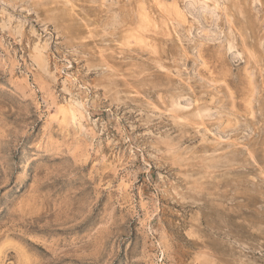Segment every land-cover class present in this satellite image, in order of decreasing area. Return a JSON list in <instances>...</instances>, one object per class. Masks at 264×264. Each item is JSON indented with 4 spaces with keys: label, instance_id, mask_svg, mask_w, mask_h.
Wrapping results in <instances>:
<instances>
[{
    "label": "rangeland",
    "instance_id": "obj_1",
    "mask_svg": "<svg viewBox=\"0 0 264 264\" xmlns=\"http://www.w3.org/2000/svg\"><path fill=\"white\" fill-rule=\"evenodd\" d=\"M185 1L0 0V264H264V0Z\"/></svg>",
    "mask_w": 264,
    "mask_h": 264
},
{
    "label": "bare ground",
    "instance_id": "obj_2",
    "mask_svg": "<svg viewBox=\"0 0 264 264\" xmlns=\"http://www.w3.org/2000/svg\"><path fill=\"white\" fill-rule=\"evenodd\" d=\"M55 1H56V0H55ZM67 1H69V0H67ZM132 1H133V0H132ZM154 1H156V0H154ZM187 1H188V0H187ZM187 1H185V3H189V4H188V5H189V8L187 7V6H188L187 4H186V8H188V10H191L190 12L193 11L194 13L197 12V11H196L197 8H196L194 5H195V4H196L197 6L200 5V4L198 5L196 2H199V1H201V3L204 2V1H202V0H199V1H198V0L196 1V0H195L196 2L193 0V3H194V5H193L192 2H191V0L188 1V2H187ZM208 1H210V2L212 3V5H211L210 3H207V0H206V3H207L208 5L210 4L209 8H210L211 6H212L211 8H213V4H214V2L216 3V1H214V0H212V1H214V2H212L211 0H208ZM222 1H224V0H222ZM222 1L220 2L221 4H222ZM226 1H228V0H226ZM237 1H238V2H237L238 4H240L241 2L243 3L242 8L244 7V8H246L245 11H248V14H247V17L249 18V21H248V22H252V20H253V19H252V16H251V14H252L251 11H252V10L249 9L250 7L248 8V6L250 5V4H249V0H237ZM113 2H117V0H115V1L113 0ZM135 2H136V0H135ZM135 2H134V3H135ZM157 2H158V0H157ZM224 2H225V1H224ZM232 2H233V1H232ZM239 2H240V3H239ZM251 2H253V0H251ZM117 3H118V2H117ZM126 3H127V2H126ZM131 3H132V2H131ZM155 3H156V2H155ZM158 3H159V2H158ZM190 3H191V4H190ZM206 3H204V4H206ZM217 3H219V2L217 1ZM228 3H229V1H228ZM118 4H120V3H118ZM122 4H124V2H123ZM153 4H154V3H153ZM153 4H151V5H153ZM159 4H160V3H159ZM207 4H206V5H207ZM221 4H219V5H221ZM232 4H233V3H232ZM235 4H236V3H235ZM125 5L127 6V4H125ZM132 5H133V4H132ZM202 5H203V4H201L200 6H202ZM208 5H207V6H208ZM219 5H217V6L214 5V6H215V7H214L215 10L217 9V7H218ZM223 5H224V4H223ZM223 5H222V6H223ZM230 5H231V4H230ZM51 6H52V5H51ZM118 6H119V5H118ZM126 6H125V7H126ZM128 6H129V5H128ZM200 6H199V7H200ZM203 6H205V5H203ZM250 6H251V5H250ZM41 7H43V6H41ZM61 7H62V6H61ZM66 7H67V6H66ZM132 7H133V6H132ZM136 7H137V6H136ZM156 7H158V6L156 5ZM219 7H221V6H219ZM219 7H218V9H219ZM234 7H235V6H234ZM118 8H119V7H118ZM204 8H205V7H204ZM204 8L202 7V10H204ZM206 8H208V7H206ZM214 8L212 9L213 11H214ZM222 8H223V7H222ZM222 8H221V9H222ZM224 8H225V6H224ZM251 8H252V7H251ZM56 9H57V8H56ZM56 9L52 7V8L49 10V11L52 10L51 13H49V15H50V18L53 19V20H54V18H55V19L58 18V15H59V13L55 12ZM115 9H116V8H115ZM122 9H123V7H122ZM126 9H127V8H126ZM131 9H132V8H131ZM231 9H232V8H231ZM234 9H235V8H234ZM60 10H61V9H60ZM110 10H111V9H110ZM119 10H120V9H119ZM197 10H198V9H197ZM200 10H201V9H200ZM200 10H198V11H200ZM223 10H224V9H223ZM223 10H222V11H223ZM225 10H226V9H225ZM107 11H108V10H107ZM122 11H123V10H122ZM127 11H129V9H127ZM132 11H133V9H132ZM219 11H220V10H219ZM234 11H235V10H234ZM44 12H46V11H44ZM52 12H53V13H52ZM77 12H78V11H77ZM220 12H221V11H220ZM71 13H72V12H71ZM78 13H79V12H78ZM119 13H120V12H119ZM121 13H124V12H121ZM223 13H225V12H223ZM43 14H44V13H43ZM63 14H64V13H63ZM109 14H110V13H109ZM113 14H114V13H113ZM126 14H129V13L126 12ZM130 14H132V13H130ZM196 14H197V13H196ZM196 14H195V15H196ZM234 14H235V13H234ZM72 15H73V14H72ZM199 15H200V14H199ZM199 15H198V16H199ZM253 15H254V14H253ZM60 16H61V15H60ZM121 16H122V15H121ZM127 16H128V15H127ZM130 16H131V15H130ZM229 16H230V15H229ZM229 16H227V17H229ZM244 16H245V15H244ZM249 16H250V17H249ZM62 17H63V16H62ZM230 17H231V16H230ZM223 18L225 19V17H223ZM248 18H247V20H248ZM170 19H171V18H170ZM224 19H223V20H224ZM121 20H123V19L121 18ZM117 21H119V19H117ZM123 21H124V20H123ZM173 21H174V20H173ZM224 21H225V20H224ZM226 21H227V20H226ZM228 21H229V20H228ZM228 21H227V22H228ZM230 21H231V20H230ZM230 21H229V22H230ZM64 22H65V21H64ZM76 22H77V21H76ZM79 22H81V21H79ZM85 22H87V21L85 20ZM231 22H232V21H231ZM59 23H60V22H59ZM107 23H108V22H107ZM172 23H173V22H172ZM233 23H234V22H232L230 26H232ZM245 23H246V22H245ZM176 24H177V23H176ZM236 24H237V23H236ZM251 24H252V23H251ZM251 24H250V25H251ZM254 24H255V22H254ZM86 25H87V24H85V26H86ZM106 25H107V24H106ZM169 25H170V24H169ZM213 25H214V24H213ZM228 25H229V24H228ZM245 25H246V24H245ZM248 25H249V24H248ZM252 25H253V24H252ZM175 26H176V25H175ZM215 26H216V25H215ZM234 26L236 27L235 23H234ZM234 26H232V28H234ZM177 27H178V26H177ZM217 27H218V26H217ZM237 27L239 28V26H237ZM249 27H251V26H249ZM78 28H79V27H78ZM90 28H91V27H90ZM238 28H237V29H238ZM242 28H243V27H242ZM244 28H245V26H244ZM244 28H243V30H244ZM246 28H247V26H246ZM252 28H253V27H252ZM81 29H82V28H81ZM87 29H88V28H87ZM116 29H117V28H116ZM174 29H175V28H174ZM229 29H231V28H229ZM248 29H249V28H248ZM83 30H84V29H83ZM172 30H173V29H172ZM172 30H171V31H172ZM231 30H232V29H231ZM231 30H230V31H231ZM241 30H242V29H241ZM243 30H242V31H243ZM249 30H250V29H249ZM251 30H252V29H251ZM87 31H88V30H87ZM117 31H118V30H117ZM178 31H180V30H178ZM230 31H228V32H229V34H228L229 36H230V34L233 32V30H232V32H230ZM234 31H235V34H236V30H234ZM252 31H253V30H252ZM101 32H102V31H101ZM104 32H105V31H104ZM221 32H223V31H221ZM90 33H91V31H90ZM98 33H99V32H98ZM188 33H189V32H188ZM233 33H234V32H233ZM238 33H240V31H239ZM258 33H259V32H258ZM110 34H111V33H110ZM115 34H116V33H115ZM172 34H173V33H172ZM175 34H178V33H175ZM240 34H242V33H240ZM244 34H245V33H244ZM105 35H106V34H105ZM219 35H220V34H219ZM219 35H218V36H219ZM221 35H222V33H221ZM221 35H220V36H221ZM250 35H251V34H250ZM256 35H257V34H256ZM78 36H81V35L78 34ZM88 36H89V35H88ZM244 36H246V35H244ZM257 36H258V35H257ZM81 37H82V36H81ZM95 37H96V36H95ZM95 37H94V38H95ZM176 37H177V36H176ZM178 37H180V35H179ZM184 37H185V35H184ZM223 37H224V38H227L228 36H227V35H226V37H225V36H222V38H223ZM250 37H253V36H250ZM255 37H256V36H255ZM96 38H97V37H96ZM174 38H175V37H174ZM241 38H242V36H241ZM245 38H246V37H245ZM177 39H178V38H177ZM254 39H255V38H254ZM256 39H257V38H256ZM256 39H255L254 41H256ZM108 40H110V39H108ZM173 40H174V39H173ZM179 40L181 41V39H179ZM232 40H233V38H232ZM246 40H247V39H246ZM90 41H92V40H90ZM94 41H95V40H94ZM174 41H175V40H174ZM177 41H178V40H177ZM230 41H231V40H230ZM230 41H228V42H230ZM243 41H244V40H243ZM259 41H260V39H259ZM92 42H93V41H92ZM181 42H183V41H181ZM228 42H227V43H228ZM256 42H257V41H256ZM231 43L233 44V43H235V41H233V42H231ZM244 43H246V42H244ZM91 44H92V43H91ZM110 44H112V43H110ZM110 44H109V45H110ZM183 44H186V43H183ZM232 44H231V45H232ZM100 45H102V44H100ZM107 45H108V44H107ZM181 45H182V44H181ZM229 45H230V43H229ZM244 45H246V44H244ZM251 45H252V44H251ZM256 45H258V44H256ZM256 45H255V47H256ZM38 46H39V45H38ZM102 46H103V45H102ZM182 46H183V45H182ZM242 46H243V45H242ZM262 46H263V45H262ZM253 47H254V46H253ZM178 48H179V47H178ZM231 48H235V45H233V47H231ZM247 48L249 49L250 47H247ZM259 48H260V49L262 48V47H261V44H260ZM183 49H186V48H184V46H183ZM250 49H251V48H250ZM252 49H253V48H252ZM255 49H256V48H255ZM257 49H258V47H257ZM98 50H99V49H98ZM161 50H162V49H161ZM253 50H254V49H253ZM95 51H96V50H95ZM252 52L255 53L254 51H251V53H252ZM256 52H257V51H256ZM93 53H94V52H93ZM261 53L264 54L263 50H262ZM94 54H95V53H94ZM256 54H257V53H256ZM259 54H260V53H259ZM250 55H251V54H250ZM253 55H254V54H252V56H253ZM162 56H163V55H162ZM109 57H110V56H109ZM258 57H259V56H258ZM112 58H113V57H112ZM167 58H168V57H167ZM254 58L256 59V55H254ZM158 59H159V58H158ZM255 59H254V61H255ZM263 59H264V58H263ZM156 60H157V59H156ZM257 60H258V59H257ZM259 60H261V58H259ZM259 60H258V61H259ZM261 61H262V60H261ZM116 62H117V61L115 60V63H116ZM118 62H119V61H118ZM259 62H260V61H259ZM259 62H255V63L257 64V63H259ZM263 62H264V61H263ZM115 63H114V64H115ZM120 63H121V62H120ZM94 64L96 65V67H98V68L102 71V73H103V75H104V82L107 83V84H112V83H114V82H113V79H114V77H115L116 75H118V74H121V75H122V71H123V70L121 71L119 68H117L113 63H111V62L109 61L108 57L106 58L105 56L102 55V53H100L99 58L97 59V62H96V63L94 62ZM116 64H117V63H116ZM263 64H264V63H262V66H263ZM259 65H260V63H259ZM93 66H94V65H93ZM120 66H121V64H120ZM165 66H167V64H166ZM172 66H173V65H172ZM121 67H122V66H121ZM121 67H120V68H121ZM123 68H125V67H123ZM258 68H259V70H260V67H259V66H258ZM263 68H264V66H263ZM134 69H136V68H134ZM134 69H133V70H134ZM173 69H174V68H173ZM151 70H152V69H151ZM259 70H258V72H259ZM124 71H125V70H124ZM139 71H140V70H139ZM127 72H128V71H127ZM100 73H101V72H100ZM260 73H261V70H260ZM261 76H262V73H261ZM120 77H124V75H123V76H120ZM126 77H127V76H126ZM139 77H140V76H139ZM170 77H171V76H170ZM140 78H141V77H140ZM135 79H136V78H135ZM69 80H70V79H69ZM71 80H72V79H71ZM99 81H100V80H99ZM261 81H262V80H261ZM261 81H260V82H261ZM73 82H74V81H72V83H73ZM152 83H153V82H152ZM73 84H74V83H73ZM262 85H263V83H262ZM74 87H75V86H74ZM133 89H134V88H133ZM188 101L190 102V100H188ZM178 102H179V101H178ZM180 102H181V101H180ZM189 102H188V103H189ZM176 103H177V102H176ZM178 104H179V103H178ZM178 104H177V105H178ZM175 106H176V105H175ZM180 106L183 107V105H182L181 103H180ZM180 106H179V107H180ZM187 106H189V104H188ZM72 109H73V106H72ZM203 109H204V108H203ZM204 112H205V111H204ZM211 113H212V112H211ZM214 113H215V112H214ZM176 118H177V117H176ZM178 118H180V117L178 116ZM178 118H177V119H178ZM200 118H201V117H200ZM178 120H179V119H178ZM186 120L188 121V119H186ZM201 120H204V119H201ZM207 120H208V119H206V121H207ZM179 121H181V120H179ZM187 121H186V122H187ZM209 121H210V120H209ZM190 123H191V121H190ZM192 123H193V122H192ZM200 123H201V122H200ZM202 123H203V122H202ZM202 123H201V125H200L201 127L205 125V124L202 125ZM193 124H194V123H193ZM196 125H197V123H196ZM210 125H211V124H210ZM200 126H199V127H200ZM205 126H206V125H205ZM207 130H208V129H207ZM209 131H210V130H209ZM211 132H212V131H211ZM211 132H210V133H211ZM202 134H203V133H202ZM212 134H213V133H212ZM225 140H226V139H225ZM249 140H250V139H249ZM230 143H231V142H230ZM238 144H240V143H238ZM251 144H252V143H251ZM243 145H244V144H243ZM244 146H245V145H244ZM244 148H245V147H244ZM246 148L248 149V147H246ZM239 150H240V149H239ZM253 150H254V149H253ZM252 154H253V153H252ZM230 160H234V159H233V158H232V159H226V160L224 159L223 163H224L225 161L228 162V161H230ZM201 171H202L203 175H202L199 179H198V178L196 179V178H193V177H192L191 179H189V180L187 181V184H191V183H192V185H193L194 183H196V182H198V181H202L203 179H205V180H206V179H209V180H210V179H216V177H214L213 170L209 168V166H208L207 163H205V165H203V167L201 168ZM262 173H263V172H262ZM262 173H261V175H264V174H262ZM248 174H249V173H248ZM249 175H250V174H249ZM247 176H248V175H247ZM253 176H254V175H253ZM251 178H252V177H250V179H251ZM232 180H233V179H232ZM245 180H246V179H244V181H245ZM251 180H252V179H251ZM220 181H222V179H221ZM212 182H213V181H212ZM212 182H211V183H212ZM242 182H243V180H242ZM218 183H219V182H217L216 184H217V185H222V184H218ZM204 184H205V183H204ZM231 184H232V183H231ZM252 184H253V183H252ZM196 185H197V186H200V184H198V183H196ZM202 185H203V183H202ZM212 185H213V184H212ZM212 185H211L210 187H207L208 190H209L208 193H209V195H210L212 198H211V197H208V198H205V200H207V203H208V207H209V208L211 207L213 210H215V211H219V210H220V203H219V201H218L216 198H214V197H215V196H216V197L219 196L220 191H219V188H218L217 186H215V185L212 186ZM227 185H228V184H227ZM162 186H163V185H162ZM186 186H187V185H186ZM186 186H185V187H186ZM194 186H195V185H194ZM197 186H196V189H197ZM241 186H242V185H241ZM241 186H240V187H241ZM163 187H164V186H163ZM167 187H168V186H167ZM167 187H164L166 190H165V189H162V190L167 191V190H168ZM169 187H171V186H169ZM172 187H173V186H172ZM201 187H202V186H201ZM201 187H199V189H200ZM243 187H245V186H243ZM173 188H174V187H173ZM203 188H204V187H203ZM221 188H222V187H221ZM224 188H225V186H224ZM227 188H229V187H227ZM230 188H231V187H230ZM236 188H237V187H236ZM236 188H234V189L236 190ZM245 188H246V187H245ZM247 188H248V186H247ZM249 188H250V187H249ZM253 188H254V187H253ZM257 188H258V187H257ZM170 189H171V188H170ZM174 189H175V188H174ZM205 189H206V188H205ZM237 189L240 190V188H237ZM241 189H242V188H241ZM254 189H255V188H254ZM178 190H179V189H178ZM180 190H181V189H180ZM200 190H201V189H200ZM200 190H198V191H200ZM206 190H207V189H206ZM206 190L203 189V191H206ZM224 190H226V189H224ZM235 190H234L233 193H235V192H237V191L239 192V190H237V191H235ZM249 190H251V189H249ZM198 191H195V192H198ZM241 191L243 192V190H241ZM168 192H171V194H172L173 191H172V190H171V191L168 190ZM168 192H167V193H168ZM221 192H222V191H221ZM245 192L247 193V191H245ZM248 192H249V191H248ZM250 192L253 193V190L250 191ZM250 192H249V193H250ZM256 192H257V191H256ZM256 192L253 193V194H256ZM201 193H202V192H201ZM223 193H225V191H224ZM223 193H221V194H223ZM233 193H232V194H233ZM258 193H259V192H258ZM168 194H169V193H168ZM178 194H179V196L181 195V193H178V192H177V196H178ZM203 194H204V192H203ZM228 194H229V191H228L227 195H228ZM242 194H243V193H242ZM253 194H252V195H253ZM169 195H170V194H169ZM172 195H174V194H172ZM204 195H205V194H204ZM243 195H245V193H244ZM243 195H242V196H243ZM257 195H259V194H257ZM206 196H208V195H205V197H206ZM225 196H226V195L223 196V199L225 198ZM236 196H237V195H236ZM245 196H246V195H245ZM173 197H174V196H173ZM180 197H181V196H180ZM227 197H228V196H227ZM181 198H182V197H181ZM228 198H229V197H228ZM235 198H236V197H235ZM258 198H259V197H258ZM175 199H176V198H175ZM177 199H178V198H177ZM225 199H226V198H225ZM233 199H234V198H233ZM236 199L238 200V198H236ZM240 199H241V198H240ZM208 200H209V201H208ZM231 200H232V198H231ZM223 201H224V200H223ZM232 201H233V200H232ZM242 201H244V200H242ZM245 201H246V200H245ZM245 201H244V203H246ZM224 202H225V201H224ZM224 202H223V204H224ZM235 202H236V201H235ZM202 203H203V202H202ZM233 203H234V202H233ZM233 203H232V205H235V204H236V203H235V204H233ZM197 204H198V203H197ZM240 204H242V202H241ZM248 204H249V203H248ZM224 205H225V204H224ZM226 205H227V203H226ZM226 205H225V206H226ZM238 205H239V204H238ZM238 205H237V206H238ZM253 205H254V204H253ZM255 205H256V204H255ZM255 205H254V206H255ZM198 206H199V205H198ZM202 206H203V205H202ZM227 206H228V205H227ZM242 206H243V205H242ZM254 206H253V208L256 207V206H255V207H254ZM199 207H200V206H199ZM230 207H232V206H230ZM234 207H235V206H234ZM238 207H239V206H238ZM238 207H235V208H238ZM246 207H247V205L245 206V208H246ZM251 207H252V205H251ZM197 208H198V207H197ZM227 208H228V207H227ZM227 208H226V209H227ZM243 208H244V206H243ZM245 208H244V209H245ZM247 208H249V207H247ZM247 208H246V209H247ZM256 208H257V207H256ZM256 208H255V209H256ZM221 209H222V208H221ZM231 209H232V208H231ZM250 209H251V208H250ZM260 209H261V208H260ZM234 210H235V209H234ZM234 210L232 209V211H234ZM236 210H238V209H236ZM224 211H226V210L224 209ZM252 211H253V209H252ZM229 212H230V211H229ZM234 212H235V211H234ZM241 212H242V211H241ZM253 212H254V211H253ZM262 212H263V209H262ZM198 213H199V209H198ZM226 213H227V211H226ZM232 213H233V212H232ZM200 214H201V212H200ZM234 214L236 215L237 213L235 212ZM244 214H245V213H244ZM244 214H242V215H244ZM248 214H249V213H248ZM248 214H246V215H248ZM209 215H210V214H209ZM216 215H217V213H216ZM219 215H221V214H218V216H219ZM242 215H241V216H242ZM249 215H251V213H250ZM221 216H224V215H221ZM229 216H230V215H229ZM236 216H238V215H236ZM209 217H210V216H209ZM219 217H220V216H219ZM249 217H250V216H249ZM210 218H212V216H211ZM241 218H242V217H241ZM250 218H251V217H250ZM250 218H248V219H250ZM205 219H206V218H205ZM213 219H214V218H213ZM215 219H216V218H215ZM219 219H220L219 221H221V218H219ZM225 219H226V216H225ZM239 219H240V217L238 218V220H239ZM244 219H245L244 222L246 223V219H247V218H244ZM211 220H212V219H211ZM211 220H210V221H211ZM217 220H218V218H217ZM222 220H223V219H222ZM236 220H237V219H236ZM210 221H208V222H210ZM212 221H213V220H212ZM212 221L210 222V224H211L212 226H214V225H213L214 222L212 223ZM225 221H226V220H224V222H225ZM187 222H188V221H187ZM205 222H206V221H205ZM189 223H190V221H189ZM189 223H187V224H189ZM206 224L208 225L209 223L206 222ZM210 224H209V226H210ZM242 224H243V223H241V225H242ZM202 225H203V224H202ZM247 225H248V224H247ZM188 226H190V225H188ZM199 226H200V222H199L198 219L194 220V221L191 223V227L193 228L192 230L195 231V232H198V233H200V232L203 231V230H201L203 226H200V227H199ZM207 227H208V226H207ZM207 227H206V228H207ZM220 227H221V226H220ZM240 227H241V226H240ZM188 228H189V227H188ZM200 228H201V229H200ZM210 228H211V227H210ZM223 228H225V227H223ZM203 229H204V228H203ZM208 229H209V228H208ZM214 229L216 230L217 228H214ZM250 229H251V228H250ZM190 230H191V229H190ZM219 230H222V229H219ZM219 230H218V231H219ZM230 230H231V229H230ZM209 231H210V230H209ZM209 231H207V232H209ZM218 231H214V232H218ZM223 231H224V229H223L221 232L223 233ZM207 232H206V229H205V238L212 239V238L214 237V236H213L214 234H213V235L211 234L213 231H212V232L210 231L211 233H207ZM227 232H228V231H227ZM227 232H224V233L227 234ZM229 232H230V231H229ZM229 232H228V234H229ZM218 233H219V235H220V232H218ZM216 234H217V233H216ZM225 234H224V235H225ZM230 234H231V232H230ZM239 234H240V233H239ZM246 234H247V233H246ZM217 235H218V234H217ZM219 235H218V236H219ZM222 235H223V234H222ZM224 235H223V236H224ZM231 235H232V234H231ZM243 235H244V234H243ZM243 235H242V237H243ZM247 235H248V234H247ZM250 235H251V234H249V236H250ZM200 236H202V235H200ZM200 236H199V237H200ZM203 236H204V235H203ZM252 236H253V235H252ZM221 237H222V236H221ZM221 237H220V240H222ZM224 237H227V235L224 236ZM228 237H229V236H228ZM228 237H227V238H228ZM237 237L239 238V240H241V239H240V236L237 235ZM214 238H215V237H214ZM216 238H217V237H216ZM234 238H235V239H233V238H232V239H233V240H236V236H235V234H234ZM250 238H252V237H250ZM250 238L248 237V239H250ZM230 239H231V238H230ZM243 239H246V238H243ZM243 239H242V240H243ZM193 240H194V239H193ZM196 240H197V239H196ZM213 240H214V239H213ZM217 240L219 241V239H216L215 242H217ZM224 240H225V242H226V239H224ZM224 240H223V243H224ZM227 240H228V239H227ZM252 240H253V239H252ZM252 240H250V241L252 242ZM255 240H256V239H255ZM228 241H231V240H228ZM245 241H247V240H245ZM248 241H249V240H248ZM248 241H247L246 243H248ZM250 241H249V242H250ZM251 242H250V244H251ZM218 243H219V242H217V245H219ZM228 243H230V242H227V243H225V244H228ZM236 243L238 244V243H240V242H236ZM241 243H242V242H241ZM244 243H245V242H244ZM205 244H206V243H205ZM230 244H231V243H230ZM232 244H234V242H233ZM259 244H260V243H259ZM209 245H210V244H209ZM217 245L215 244V246H217ZM220 245L222 246L221 243H220ZM238 245H239V244H238ZM241 245H245V244H241ZM241 245H239V246L241 247ZM248 245H249V244H248ZM207 246H208V245H207ZM207 246H205V247H206V248H209V247H207ZM212 246H213V245H212ZM225 246H226V245H225ZM228 246H229V244H228ZM235 246H236V245H235ZM235 246H234V247H235ZM246 246H247V245H246ZM249 246H251V245H249ZM249 246H248V247H249ZM254 246L256 247V245H254ZM231 247H233V245H232ZM259 247H260V246H258V247H256V248H259ZM224 248H225V247H224ZM238 248H239V247H238ZM238 248H236V249H238ZM220 249L222 250V248H219V250H220ZM225 249H228V250H229V247H227V248H225ZM232 249L236 250L235 248H232ZM239 249H240V248H239ZM249 249H250V248H249ZM210 250H212V249H210ZM213 250H214V249H213ZM221 250H220V251H221ZM228 250H227V252H228ZM242 250H244V249H242ZM242 250H241V251H242ZM223 251H224V250H222V253H223ZM232 251H233V250H232ZM232 251H230V252H232ZM236 251H237V250H236ZM241 251H239L240 254H241ZM247 251H248V250H247ZM252 251H254V250H252ZM252 251H251V252H252ZM255 251H256V250H255ZM261 251H262V250H261ZM224 252H226V251H224ZM233 252H234V251H233ZM243 252H244V251H243ZM214 253H215V252H214ZM228 253H229V252H228ZM228 253H227V256L229 257ZM234 253H236V252H234ZM230 254H231V253H230ZM240 254H238L237 256H240V257H241ZM243 254L246 255V253H243ZM243 254H242V255H243ZM253 254H254V252H253ZM221 255H222V254H221ZM221 255H220V256H221ZM224 255L226 256V253L223 254V256H224ZM231 255H233V254H231ZM263 255H264V254H263ZM216 256H217V255H216ZM223 256H222L221 259H223ZM246 256H247V255H246ZM248 256H249V255H248ZM217 257H218V256H217ZM253 257H254V256H253ZM226 258H227V257H226ZM234 258H235V257H234ZM238 258H239V257H238ZM244 258H245V257H244ZM224 259H225V257H224ZM230 259H233V256H232L231 258H228V260H230ZM250 260H252V258H250ZM224 261H225V260H224ZM224 261H222V262H224ZM244 261H245V260H244ZM244 261H243V262H244ZM253 261H254V260H253ZM227 262H228V261H227ZM232 262H233V261H232ZM236 262H238V261H236ZM236 262H235V263H236ZM254 262H255V261H254ZM248 263L251 264L252 262H248ZM256 263H258V262H256ZM259 263H260V262H259ZM259 263H258V264H259ZM233 264H234V263H233ZM254 264H255V263H254Z\"/></svg>",
    "mask_w": 264,
    "mask_h": 264
}]
</instances>
